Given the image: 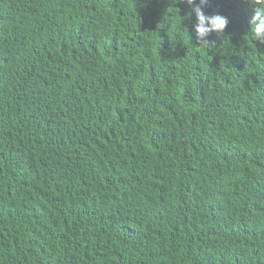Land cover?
Segmentation results:
<instances>
[{
	"label": "trees",
	"instance_id": "trees-1",
	"mask_svg": "<svg viewBox=\"0 0 264 264\" xmlns=\"http://www.w3.org/2000/svg\"><path fill=\"white\" fill-rule=\"evenodd\" d=\"M210 5L0 0V264H264V45Z\"/></svg>",
	"mask_w": 264,
	"mask_h": 264
},
{
	"label": "clouds",
	"instance_id": "clouds-1",
	"mask_svg": "<svg viewBox=\"0 0 264 264\" xmlns=\"http://www.w3.org/2000/svg\"><path fill=\"white\" fill-rule=\"evenodd\" d=\"M176 3L189 9L185 18L189 20L193 38L198 42L215 44V40L210 41L208 37L213 33L223 34L230 23L229 18L219 12L205 13L204 9L211 6L210 0H176ZM241 3L249 10L246 34L257 44L264 45V0H241ZM193 14L194 23L191 22Z\"/></svg>",
	"mask_w": 264,
	"mask_h": 264
}]
</instances>
